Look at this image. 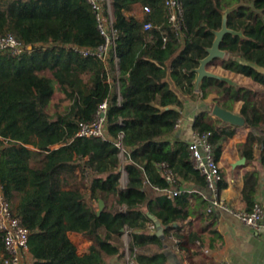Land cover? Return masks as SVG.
Returning <instances> with one entry per match:
<instances>
[{
  "label": "trees",
  "instance_id": "1",
  "mask_svg": "<svg viewBox=\"0 0 264 264\" xmlns=\"http://www.w3.org/2000/svg\"><path fill=\"white\" fill-rule=\"evenodd\" d=\"M180 1L178 32L164 0H109L117 37L114 50L102 59L74 49L96 48L104 42L87 0H0V33H12L25 46L18 55L0 51V185L14 215L28 229L30 264H104V256L122 259L126 247L120 237L126 230L130 260L165 264L160 252L165 238L194 211L187 190L173 197L162 190L190 179L206 185L192 165L188 143L167 139L182 106L167 78L183 92L196 93V68L221 29L225 11L230 31L219 45L224 56L209 64L243 74L261 89L204 76L197 92L201 98L218 94L216 101L227 109L234 101H243L240 114L252 132L260 133L256 139L264 166V72L257 68H264V0ZM135 5L150 10L142 18L127 14ZM147 22L149 29L144 28ZM56 92L60 105L53 103ZM104 100L107 137L76 135L79 122L91 121ZM194 127L211 132L218 160L222 143L234 129L212 128L208 110L196 115ZM254 138L250 134L244 146L248 155L253 153ZM163 168L174 174L173 182ZM79 177L86 182L87 195L76 182ZM258 185V171L245 173L241 189L245 211L252 209ZM192 195L199 210H208L206 199ZM99 199L104 208L97 214L92 201ZM150 214L164 226L162 236L145 231L154 223ZM69 231L92 241L87 253H77ZM196 237L189 233L188 240ZM150 244L155 251L147 253ZM5 255L0 231V264H5Z\"/></svg>",
  "mask_w": 264,
  "mask_h": 264
},
{
  "label": "crops",
  "instance_id": "2",
  "mask_svg": "<svg viewBox=\"0 0 264 264\" xmlns=\"http://www.w3.org/2000/svg\"><path fill=\"white\" fill-rule=\"evenodd\" d=\"M141 7V5H135L127 14L142 18ZM257 68L264 72V68ZM206 70L231 80L235 85L253 86L256 89H261L251 78L240 73L223 70L219 64L211 63L207 65ZM109 80H113L111 75ZM167 80L182 102L179 110L180 118L174 131L167 137L168 140L189 143L197 132L194 127L195 117L202 110H208L212 128L216 130L233 128L234 132L222 143L221 154L218 158L222 176L220 184H218L219 205L214 206L210 211L205 208L199 210L196 206V198L192 195L193 193L200 194L209 205L211 192L206 185H198L190 179L183 180L181 186L178 187L182 191L190 192L188 199L194 213L176 225L179 230L172 229L165 238L164 247L160 250L165 256V264H264V229L259 232L252 231L243 225L234 213L246 210V203L241 198V189L245 173L253 170L259 172V185L254 203L258 202L264 208V166L259 161L261 149L256 139L260 133L252 132L246 121L243 125H234L213 115L211 109L215 103H218L216 101L219 98L218 94L211 93L206 98H201L197 92L198 87H196V93L190 95L183 92L170 77ZM242 104V100L234 101L229 110L240 114ZM250 134L256 140L252 145L253 153L248 155L244 146L248 143ZM28 147L33 149L31 145ZM144 209H146L145 206ZM162 227L164 234V226L162 225ZM156 230V227L151 229L149 223L145 229L147 233H155ZM143 231L142 229L137 232ZM99 232L103 234L105 229L101 227ZM189 233L197 235L195 240H188ZM68 237L75 244L78 254L82 255L88 252L91 240L74 231H69ZM182 243L185 245L182 246ZM146 251L147 253L155 251L154 246L150 244V249ZM103 261L104 264H121L120 259L116 256H104ZM24 264H30L29 254L25 256ZM130 264H135L133 259L130 260Z\"/></svg>",
  "mask_w": 264,
  "mask_h": 264
},
{
  "label": "built area",
  "instance_id": "3",
  "mask_svg": "<svg viewBox=\"0 0 264 264\" xmlns=\"http://www.w3.org/2000/svg\"><path fill=\"white\" fill-rule=\"evenodd\" d=\"M96 16L97 27L100 34L104 38V42L96 48L74 47L82 55H94L102 59L108 55L109 50H114L115 40L117 37L116 29L112 25L111 6L109 0H87ZM168 7V19L176 31L182 29V14L183 6L180 0H164ZM142 12H148L149 6L141 7ZM145 29L151 28L149 22L145 23ZM25 50V46L12 33H0V51L11 52L18 55ZM114 56L115 75L118 74L117 62L118 58ZM106 108L107 100L102 101L95 112L91 121H81L78 124L76 135L86 137H102L106 138ZM211 132L203 131L196 132L194 138L188 143L189 155L193 167L204 177L206 187L211 192L209 199L208 211L212 210L214 206L219 205L218 202V183L222 176L220 173V165L214 156V146L209 140ZM121 154L123 147L118 143ZM163 166V165H162ZM165 177L168 181L173 182L174 174L163 168ZM124 175V173H123ZM168 197L180 195L182 190L180 188H165L162 190ZM240 222L252 231L259 232L264 229V208L258 202L253 204L249 211L240 210L234 212ZM156 225L150 223V228L155 229ZM0 231L4 244L5 264H24L25 256L28 254V229L21 223L18 216L14 215L12 211L11 202L5 196L0 185ZM127 235V230L124 232Z\"/></svg>",
  "mask_w": 264,
  "mask_h": 264
},
{
  "label": "water",
  "instance_id": "4",
  "mask_svg": "<svg viewBox=\"0 0 264 264\" xmlns=\"http://www.w3.org/2000/svg\"><path fill=\"white\" fill-rule=\"evenodd\" d=\"M226 14L227 11L224 12L223 15V23L220 30L216 32V37L211 45V47L208 48V54L200 60L199 66L196 68L197 76H196V87L200 85L201 79L204 76H215L218 78H224L217 74H212L206 70L207 65L216 58H221L224 56V51L220 49V41L224 35L225 32L230 31V29L226 26ZM227 79V78H225ZM229 80V79H228ZM231 81V80H229ZM232 82V81H231ZM211 112L213 115L217 116L224 122H229L234 125H243L245 123V119L241 114L234 113L233 111L222 107L220 104L215 103L212 106ZM242 161V160H241ZM98 208L96 209V213L99 214L102 209L104 208V201L102 199H99L97 201ZM150 217L152 218L154 224L156 225V234L159 236L163 235V227L161 225L160 220L155 217L153 214H150Z\"/></svg>",
  "mask_w": 264,
  "mask_h": 264
},
{
  "label": "rangeland",
  "instance_id": "5",
  "mask_svg": "<svg viewBox=\"0 0 264 264\" xmlns=\"http://www.w3.org/2000/svg\"><path fill=\"white\" fill-rule=\"evenodd\" d=\"M53 103H58L59 105L63 103V102L60 101V94H59L58 92H56L55 95H54V97H53ZM62 108H63V105L60 106V109H62ZM121 158H122V160H123V159H124V156L122 155ZM120 179H121V184H124V183H125V178H124L123 172H122V175H121V178H120ZM76 182H77V184L80 186V188L82 189V191L85 192V194L87 195V192H88V191H87L86 186H85V183H86V182H85L81 177H79L78 180H77ZM97 201H98V200H94V201H92L93 207H94L95 209L98 208ZM120 240H122L123 244H124L125 247H126V250H125V252H124V256H123V258H122L123 260L120 259V262H121V264H130L129 250H128V248H127V244H128V240H129V236H128V234L125 235V234L123 233V235L121 236Z\"/></svg>",
  "mask_w": 264,
  "mask_h": 264
}]
</instances>
